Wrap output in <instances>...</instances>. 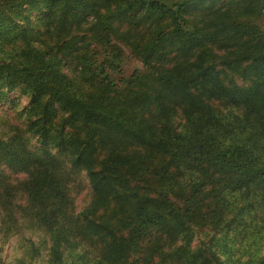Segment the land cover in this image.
<instances>
[{
    "label": "trees",
    "instance_id": "1",
    "mask_svg": "<svg viewBox=\"0 0 264 264\" xmlns=\"http://www.w3.org/2000/svg\"><path fill=\"white\" fill-rule=\"evenodd\" d=\"M18 236L13 264H264V0H0Z\"/></svg>",
    "mask_w": 264,
    "mask_h": 264
},
{
    "label": "rangeland",
    "instance_id": "2",
    "mask_svg": "<svg viewBox=\"0 0 264 264\" xmlns=\"http://www.w3.org/2000/svg\"><path fill=\"white\" fill-rule=\"evenodd\" d=\"M141 65V61L130 51L129 48H125V57L123 62V68L129 72L131 71L135 66ZM86 197V191H84L82 194H80L77 199L78 202H82L83 199ZM20 237H13L10 241H5L0 238V246L3 248V255L6 259V261L9 264H13L17 257L21 255V251L18 248V239Z\"/></svg>",
    "mask_w": 264,
    "mask_h": 264
}]
</instances>
